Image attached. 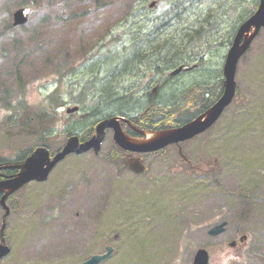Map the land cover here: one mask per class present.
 Instances as JSON below:
<instances>
[{
	"label": "rangeland",
	"instance_id": "1",
	"mask_svg": "<svg viewBox=\"0 0 264 264\" xmlns=\"http://www.w3.org/2000/svg\"><path fill=\"white\" fill-rule=\"evenodd\" d=\"M199 1L0 0V157L43 143L55 151L69 132L145 107L124 99L117 85L129 79L122 70L132 61V37L148 21L171 18L180 4L192 6L178 22L186 29L178 25L182 31L160 53L171 60L166 67L201 62L186 80L207 72L216 97L229 45L259 0ZM22 6L29 20L15 26ZM8 15L12 27L2 22ZM237 82L239 95L212 130L184 144L193 164L210 155L201 177L172 147L149 155L150 170L139 176L118 175L91 152L71 154L46 181L8 199L11 253L0 264H79L109 245L114 252L102 264H193L200 247L210 264H264V29L240 60ZM106 89L115 98L106 99ZM85 96L79 112L67 113ZM3 214L0 205V229ZM222 221L226 230L210 235ZM243 234L242 248L230 245Z\"/></svg>",
	"mask_w": 264,
	"mask_h": 264
},
{
	"label": "water",
	"instance_id": "2",
	"mask_svg": "<svg viewBox=\"0 0 264 264\" xmlns=\"http://www.w3.org/2000/svg\"><path fill=\"white\" fill-rule=\"evenodd\" d=\"M15 25L23 24L27 21L25 9H20L14 14ZM261 27H264V0H261L258 10L244 21L239 27L231 48L228 51L224 65V92L216 103L210 107L204 114L191 122L177 128L156 131L150 134L149 138L136 141L128 137L121 129L117 117H112L100 122L97 126V133L87 141H80L78 136H72L68 139L65 146L58 151L53 157L50 150L45 146L36 148L32 154L22 163L14 165L19 168V171L6 178L0 179V194H2L0 202L6 208L5 216L9 214L10 209L6 204L9 195L21 188L27 182L37 179L45 180L52 168L62 160L66 155L77 152L82 153L94 148L97 152L100 149L104 130L107 127H113L115 130L114 138L116 142L126 148L138 151H152L164 147L170 143H177L193 137L194 135L208 129L221 116L223 110L228 106L236 93V71L240 57L249 48L251 42L258 34ZM76 108L68 109L69 112ZM11 167V165H2L0 170ZM134 168L139 166V163L133 165ZM3 224L1 234L3 236ZM224 230V223L218 225L211 230V233L218 234ZM3 238V237H2ZM111 249L104 256L95 255L83 264H97L103 257H107L111 253ZM9 247L5 244H0V258L8 254ZM195 264H208V254L204 250H200L197 254Z\"/></svg>",
	"mask_w": 264,
	"mask_h": 264
},
{
	"label": "flooded vegetation",
	"instance_id": "3",
	"mask_svg": "<svg viewBox=\"0 0 264 264\" xmlns=\"http://www.w3.org/2000/svg\"><path fill=\"white\" fill-rule=\"evenodd\" d=\"M194 70H181L179 73L172 75L170 73L165 71H161L159 75H151L144 73L141 76V82L143 83L144 89H150L157 87L158 90L154 91L155 93L151 91H144L141 99L139 101H143L144 104L147 106L143 108H139L135 111H129V112H122L120 115L124 119L120 121L122 129L128 134L133 137H142L143 134L141 131H150L152 129H160L165 128L168 126H177L181 125L185 121H188L190 119H194L198 115L202 114L206 109H208L213 103H214V96L212 95L210 97V90L208 86L209 81V74L205 77V79H196L193 82H191L186 88L183 89V91L178 93L177 95L170 96L169 97V103L165 106V109H170V107L174 106L175 108L170 109L171 111L167 114L165 113V109L159 108V115L154 111H151V106L153 104H157L158 95L160 94L161 90L166 86V84L172 79L179 76H182L183 74H189L193 72ZM129 77H138L134 74H129ZM160 102V101H159ZM159 105V104H158ZM160 107V105H159ZM106 116H112V114H107ZM102 119V118H101ZM100 120H95L97 123ZM104 119V118H103ZM169 121V122H168ZM175 121L171 124L170 122ZM96 123V124H97ZM128 123V124H127ZM170 124V125H169ZM96 126V125H95ZM93 132V130H92ZM93 134V133H92ZM113 129L109 128L106 130L105 139L103 142V148L105 147V142L107 139L110 141V146L107 150L109 154H111L114 151V155L121 157V163L111 162L113 165L119 170V172H128L129 167L125 165V160L131 156H140L143 160L146 159L145 154H137L134 152H129L124 149L116 148L113 144L114 141L111 142V139L113 140ZM204 134V133H202ZM201 134V135H202ZM92 136V135H91ZM199 136V135H198ZM187 142V141H186ZM173 147H177L180 151L181 145H174ZM183 148V147H182ZM206 160H201L196 165H192L195 167L203 168L206 164L209 163L210 156L207 154ZM187 162L191 163L190 159H184Z\"/></svg>",
	"mask_w": 264,
	"mask_h": 264
},
{
	"label": "trees",
	"instance_id": "4",
	"mask_svg": "<svg viewBox=\"0 0 264 264\" xmlns=\"http://www.w3.org/2000/svg\"><path fill=\"white\" fill-rule=\"evenodd\" d=\"M9 17H10V15L5 16L2 22L3 23H7V27H10V26L12 27V23H11ZM192 75H194V74H192ZM207 75H208L207 72H202L201 71L200 73H197V76L194 79H192V80L190 79V81H187L186 80V78H188V74H183L182 76H179V77H176V78H172L166 84V86L161 90L160 94L157 96L158 97L157 104H156L157 108H160V109H163L164 110L165 109V106L167 105V103H169V97L170 96L177 95L180 90H183L184 88H186L191 82H193L196 79H205V77ZM192 77H194V76H192ZM173 82H176L175 89L172 88V87L170 89H167L168 88L167 85L170 84V83H173ZM108 90H110V89H106V99L112 98V97L115 98V96H112L111 95L112 92H108ZM165 98H166V100H165ZM116 99L118 101L123 100V98H120V97H118ZM7 104L8 105H11L10 107H12L13 112H14L15 109H16V108H14V105L13 104H10L8 102H7ZM158 104L160 105V107H159ZM165 111H166L165 113L167 114L171 110L170 109H167V110L165 109ZM124 112H126V111H124ZM92 129H93V126H91L87 132L85 131L81 135V137L82 138L88 137L91 134ZM30 151H31L30 149L29 150H21V151L17 152V154L14 157H12V158L0 157V163L1 162H8V161L9 162H13V163L14 162L23 161L30 154ZM15 171H16L15 169H8V170H6V173H13Z\"/></svg>",
	"mask_w": 264,
	"mask_h": 264
},
{
	"label": "bare ground",
	"instance_id": "5",
	"mask_svg": "<svg viewBox=\"0 0 264 264\" xmlns=\"http://www.w3.org/2000/svg\"><path fill=\"white\" fill-rule=\"evenodd\" d=\"M128 124V123H127Z\"/></svg>",
	"mask_w": 264,
	"mask_h": 264
}]
</instances>
